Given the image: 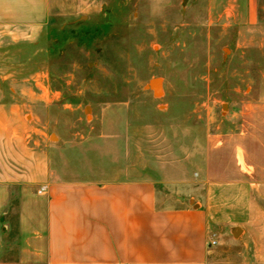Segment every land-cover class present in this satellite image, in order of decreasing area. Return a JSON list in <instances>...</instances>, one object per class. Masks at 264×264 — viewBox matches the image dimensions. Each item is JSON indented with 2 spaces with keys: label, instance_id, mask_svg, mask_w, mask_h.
<instances>
[{
  "label": "rangeland",
  "instance_id": "1",
  "mask_svg": "<svg viewBox=\"0 0 264 264\" xmlns=\"http://www.w3.org/2000/svg\"><path fill=\"white\" fill-rule=\"evenodd\" d=\"M48 3L41 26H0L3 259L18 253L21 207L35 204L22 196L52 174L145 179L171 202L187 199L217 127L264 105V0ZM251 195L233 237L226 226L209 235L210 264H264V184Z\"/></svg>",
  "mask_w": 264,
  "mask_h": 264
},
{
  "label": "crops",
  "instance_id": "2",
  "mask_svg": "<svg viewBox=\"0 0 264 264\" xmlns=\"http://www.w3.org/2000/svg\"><path fill=\"white\" fill-rule=\"evenodd\" d=\"M48 5L0 0V26H41ZM235 117L205 143L208 159L187 199L173 203L145 179L93 184L52 174L37 194L22 196L35 204L21 207L18 253L0 264H210L212 230L226 226L233 237L239 227L231 222L245 221L252 188L264 184V105ZM8 197L0 195V210Z\"/></svg>",
  "mask_w": 264,
  "mask_h": 264
},
{
  "label": "built area",
  "instance_id": "3",
  "mask_svg": "<svg viewBox=\"0 0 264 264\" xmlns=\"http://www.w3.org/2000/svg\"><path fill=\"white\" fill-rule=\"evenodd\" d=\"M43 191H45V187L41 188V190L39 191V193H41V192H43ZM216 243H217V242H216V239H215V235L212 234V235L210 236L209 240H208V245H209L210 247H212V246H215Z\"/></svg>",
  "mask_w": 264,
  "mask_h": 264
},
{
  "label": "water",
  "instance_id": "4",
  "mask_svg": "<svg viewBox=\"0 0 264 264\" xmlns=\"http://www.w3.org/2000/svg\"><path fill=\"white\" fill-rule=\"evenodd\" d=\"M153 82H161V80L160 79H153V80L149 81V83L147 85V89L152 90L154 95L157 96V90L152 86Z\"/></svg>",
  "mask_w": 264,
  "mask_h": 264
},
{
  "label": "bare ground",
  "instance_id": "5",
  "mask_svg": "<svg viewBox=\"0 0 264 264\" xmlns=\"http://www.w3.org/2000/svg\"><path fill=\"white\" fill-rule=\"evenodd\" d=\"M152 86L157 90V95L162 93L161 82H153Z\"/></svg>",
  "mask_w": 264,
  "mask_h": 264
}]
</instances>
